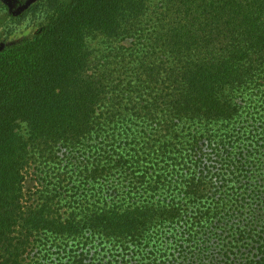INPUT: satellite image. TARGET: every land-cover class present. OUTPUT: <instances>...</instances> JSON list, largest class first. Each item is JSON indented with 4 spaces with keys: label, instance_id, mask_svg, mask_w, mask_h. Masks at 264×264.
<instances>
[{
    "label": "trees",
    "instance_id": "obj_1",
    "mask_svg": "<svg viewBox=\"0 0 264 264\" xmlns=\"http://www.w3.org/2000/svg\"><path fill=\"white\" fill-rule=\"evenodd\" d=\"M12 18L37 29L0 50V264H264V0Z\"/></svg>",
    "mask_w": 264,
    "mask_h": 264
},
{
    "label": "rangeland",
    "instance_id": "obj_2",
    "mask_svg": "<svg viewBox=\"0 0 264 264\" xmlns=\"http://www.w3.org/2000/svg\"><path fill=\"white\" fill-rule=\"evenodd\" d=\"M39 0H0V50L8 45L20 42L21 39L28 36L32 31H36L37 26H31L29 23L17 26L12 17L22 13L30 4ZM12 31V32H10ZM95 47L97 41L93 42ZM25 131V127H22ZM262 143V141H260Z\"/></svg>",
    "mask_w": 264,
    "mask_h": 264
}]
</instances>
